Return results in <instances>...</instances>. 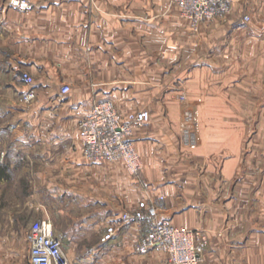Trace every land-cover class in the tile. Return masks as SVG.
I'll return each instance as SVG.
<instances>
[{"label": "crops", "instance_id": "obj_1", "mask_svg": "<svg viewBox=\"0 0 264 264\" xmlns=\"http://www.w3.org/2000/svg\"><path fill=\"white\" fill-rule=\"evenodd\" d=\"M29 1L0 0V264H25L37 220L69 264H165L135 251L144 221L101 243L140 201L204 231L199 264H264V0H229L198 31L175 0ZM105 99L150 113L132 136L139 178L83 157L79 121Z\"/></svg>", "mask_w": 264, "mask_h": 264}, {"label": "built area", "instance_id": "obj_2", "mask_svg": "<svg viewBox=\"0 0 264 264\" xmlns=\"http://www.w3.org/2000/svg\"><path fill=\"white\" fill-rule=\"evenodd\" d=\"M7 4L21 11L32 7L29 0H7ZM175 4L194 31L199 30L201 23L226 16L232 9L229 0H175ZM248 20V16H243V21ZM21 76L30 87L19 101L29 104L36 98L33 78L26 72ZM69 90L66 84L60 88L61 94ZM150 119L147 110L122 115L111 100L93 102L89 113L78 124L84 159L92 163L123 162L132 176L139 178L142 164L132 136L135 129L145 126ZM143 221L149 224L148 231L136 242V252L161 251L165 254V264H199L206 244L204 231L159 220L158 206L146 201H140L134 210L123 212L107 225L101 243L114 240L123 226ZM28 264H69L62 241L49 220H37L30 225Z\"/></svg>", "mask_w": 264, "mask_h": 264}, {"label": "rangeland", "instance_id": "obj_3", "mask_svg": "<svg viewBox=\"0 0 264 264\" xmlns=\"http://www.w3.org/2000/svg\"><path fill=\"white\" fill-rule=\"evenodd\" d=\"M18 99H20V97L18 98ZM20 102V101H19ZM21 103V102H20ZM55 235H59V234H55ZM25 264H28V256L26 257V259H25V262H24Z\"/></svg>", "mask_w": 264, "mask_h": 264}]
</instances>
